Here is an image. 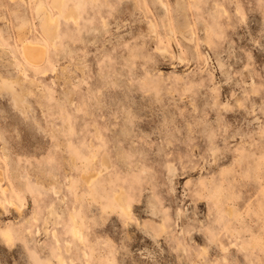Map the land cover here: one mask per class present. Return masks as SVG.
I'll use <instances>...</instances> for the list:
<instances>
[{"label":"rangeland","instance_id":"1","mask_svg":"<svg viewBox=\"0 0 264 264\" xmlns=\"http://www.w3.org/2000/svg\"><path fill=\"white\" fill-rule=\"evenodd\" d=\"M60 7L0 0V79L24 99L0 86V264H264V0ZM109 181L131 216L101 212Z\"/></svg>","mask_w":264,"mask_h":264},{"label":"bare ground","instance_id":"2","mask_svg":"<svg viewBox=\"0 0 264 264\" xmlns=\"http://www.w3.org/2000/svg\"><path fill=\"white\" fill-rule=\"evenodd\" d=\"M61 4H62V0H51V6L53 7V8H55V9H60L61 7ZM35 11H36V13L39 15V16H41V18H40V21H41V24H40V26H41V33H42V35L46 38V39H48V40H50L51 41V39L52 40H54V36L56 35L55 33H56V20H55V18L53 17V15L50 13V11L48 10V8L46 7V6H44L41 2H38L37 4H36V7H35ZM68 12V11H67ZM69 12H71V11H69ZM68 12V13H69ZM72 12H74V11H72ZM75 13V12H74ZM67 15V14H66ZM65 15V16H66ZM72 14H69V16L70 17H73V19H75V17H77V16H75L76 15V13H75V15H72ZM64 16V17H65ZM69 16H68V18H69ZM75 16V17H74ZM67 18V17H66ZM65 18V19H66ZM77 21V20H76ZM153 25V24H152ZM153 27V26H152ZM25 28V27H24ZM21 29V28H20ZM26 30V29H25ZM26 31H23L22 29L19 31V33H18V36H19V40H20V43H21V51H22V54H23V56L25 57V59L28 61V62H30V63H32V64H34V65H40V64H43V61L45 60V58L47 57V54H45V46H44V44H43V42L42 43H39V42H32V41H28V40H26V37H25V33ZM32 40V39H31ZM159 53V52H158ZM45 74H47L46 72H45ZM44 74V75H45ZM22 75V74H21ZM1 76V75H0ZM19 76V75H18ZM11 78V77H10ZM19 81V80H18ZM18 81H16V80H9V79H0V86L1 87H6V88H9V90H11V93H12V98H13V101H14V104L16 105V106H19V107H21V106H23V101H24V99H23V93H20V92H17V91H15L14 90V87H15V85H18V84H20ZM22 82V81H21ZM19 86V85H18ZM26 89V88H25ZM21 91V90H20ZM8 92V91H7ZM22 92V91H21ZM126 122V121H125ZM123 125H128L127 124V122L126 123H122ZM125 125V126H126ZM130 127V129H131V126H129ZM120 128H122V129H126V130H128L127 128H123V127H120ZM94 129H96V128H94ZM96 131V130H95ZM121 132H124V135L125 134H130V131H128V132H126L125 133V130L123 131H121ZM95 134V133H94ZM98 134L100 135V132L98 131ZM120 134V133H119ZM122 134V133H121ZM113 135H116V134H113ZM123 135V134H122ZM120 136V135H119ZM125 136H127V135H125ZM96 137H98L97 135H96ZM116 137V136H115ZM128 137V136H127ZM130 137V136H129ZM117 138V137H116ZM121 138V137H120ZM112 139V138H111ZM124 139V136H123V138L121 139V140H123ZM113 140H116V139H113ZM119 140V139H118ZM126 141V140H125ZM114 142V141H113ZM90 146H92V143L90 144ZM131 147H133L132 145H131ZM121 150V149H120ZM122 156V155H121ZM91 158V160L90 161H88V163L87 164H89L90 162H92V158L93 157H90ZM125 158V157H124ZM95 159V158H94ZM93 159V160H94ZM95 161L96 160H94L93 162L95 163ZM97 163H98V168L96 169V170H94V171H90V170H87V171H83V173H82V178H83V181L85 182V187H86V189L87 188H92V186L94 185V184H96L95 183V181H96V179L99 177V176H102L106 171H108L109 169H110V166H111V163H110V159H109V157H108V155L107 154H105V153H101L100 154V156L98 157V161H97ZM86 164V165H87ZM169 169V168H168ZM170 171V170H169ZM0 176H1V174H0ZM56 179V178H55ZM0 180H1V177H0ZM3 181V180H2ZM1 182V181H0ZM108 184H109V190H111V201H110V203L109 204H103V203H99L100 204V207H101V212L103 213L104 212V210H105V208L107 209V207H113V209H115V207H118V209H119V211H121V212H123L124 214H126L127 216H128V214L130 215V211L129 210H131L130 209V206L127 204V202H126V197H125V195H124V193H123V188H122V190L121 189H119V190H113V188L111 187V185L110 184H112V181H109L108 182ZM104 192H105V186H103V187H101V189H100V191H99V196L102 198V197H104ZM127 192V191H126ZM59 193V192H58ZM55 195H56V193H55ZM100 201V200H99ZM151 206H153L152 204H150ZM12 206V205H11ZM21 206V205H20ZM17 207V206H16ZM53 207V206H52ZM153 208V207H152ZM109 209V208H108ZM112 209V208H111ZM17 210H18V208H17ZM53 209L51 208V213H53V212H56V211H52ZM110 210V209H109ZM154 210V209H153ZM152 210V211H153ZM48 211V210H47ZM155 211V210H154ZM226 212H227V210H226ZM49 213V212H48ZM51 213H49V214H51ZM110 213V212H109ZM228 214V213H227ZM53 215H55L54 213H53ZM71 216V215H70ZM73 216V215H72ZM131 216V215H130ZM130 216H129V218H130ZM74 217V216H73ZM179 217V216H178ZM72 218V217H71ZM127 218V217H126ZM131 219V218H130ZM73 220V222H74V219H72ZM129 220V219H128ZM76 221V220H75ZM127 221V220H126ZM72 222V223H73ZM163 222V221H162ZM127 223H128V221H127ZM73 225V224H72ZM151 228V227H150ZM72 229V228H71ZM70 229V231L72 232H74V234H75V236L76 237H78V236H80V230H78V227H76V224H75V226L73 227V229L71 230ZM82 232V231H81ZM155 234V233H154ZM160 234H162V233H160ZM7 235V234H6ZM165 235V234H164ZM54 236V235H53ZM5 237V236H4ZM80 238V237H79ZM151 238V237H150ZM7 239V238H6ZM81 239V238H80ZM79 239V240H80ZM10 240V239H9ZM82 240V239H81ZM81 242V241H80ZM66 243V242H65ZM70 245V244H69ZM65 248V247H64ZM68 248V247H67ZM69 249V248H68ZM59 250V249H58ZM66 251V250H65ZM61 252V251H60ZM203 252H205V251H203ZM60 254V253H59ZM55 259H56V262L55 263H52V262H50L49 264H65V261L63 260V258L60 256V255H58V253H57V255L55 256Z\"/></svg>","mask_w":264,"mask_h":264}]
</instances>
